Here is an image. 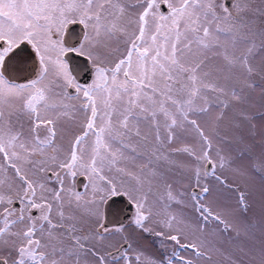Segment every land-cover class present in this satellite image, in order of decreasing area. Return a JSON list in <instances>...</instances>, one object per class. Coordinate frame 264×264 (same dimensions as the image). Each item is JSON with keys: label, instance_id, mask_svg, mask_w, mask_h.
Listing matches in <instances>:
<instances>
[{"label": "snow or ice", "instance_id": "6c2138e0", "mask_svg": "<svg viewBox=\"0 0 264 264\" xmlns=\"http://www.w3.org/2000/svg\"><path fill=\"white\" fill-rule=\"evenodd\" d=\"M258 60L264 0H0V264H264Z\"/></svg>", "mask_w": 264, "mask_h": 264}, {"label": "rangeland", "instance_id": "374dc122", "mask_svg": "<svg viewBox=\"0 0 264 264\" xmlns=\"http://www.w3.org/2000/svg\"><path fill=\"white\" fill-rule=\"evenodd\" d=\"M256 63L257 64L264 63V60H258L256 61ZM248 110L257 115L256 131H257L258 138H259V134L264 132V121H261L259 119V113L264 111V98H262V95L259 91L252 93L251 102L248 106ZM258 153H259V147L257 148V154ZM225 174L230 175V173L228 172H226ZM215 259H216L217 264H226V261H224L222 257H216Z\"/></svg>", "mask_w": 264, "mask_h": 264}, {"label": "water", "instance_id": "95a60500", "mask_svg": "<svg viewBox=\"0 0 264 264\" xmlns=\"http://www.w3.org/2000/svg\"><path fill=\"white\" fill-rule=\"evenodd\" d=\"M230 1H231V0H229V2H230ZM77 27H78V26H73L72 30L75 31ZM81 183H83L82 180H81Z\"/></svg>", "mask_w": 264, "mask_h": 264}, {"label": "flooded vegetation", "instance_id": "af4514ba", "mask_svg": "<svg viewBox=\"0 0 264 264\" xmlns=\"http://www.w3.org/2000/svg\"><path fill=\"white\" fill-rule=\"evenodd\" d=\"M231 2V1H230ZM230 2H229V4H230ZM83 181V180H82Z\"/></svg>", "mask_w": 264, "mask_h": 264}]
</instances>
